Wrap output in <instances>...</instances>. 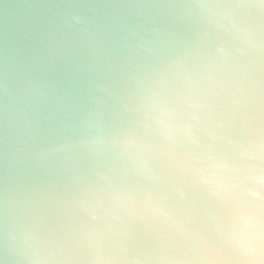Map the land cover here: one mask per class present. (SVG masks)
<instances>
[{
  "label": "water",
  "instance_id": "1",
  "mask_svg": "<svg viewBox=\"0 0 264 264\" xmlns=\"http://www.w3.org/2000/svg\"><path fill=\"white\" fill-rule=\"evenodd\" d=\"M264 0H0V264H264Z\"/></svg>",
  "mask_w": 264,
  "mask_h": 264
},
{
  "label": "clouds",
  "instance_id": "2",
  "mask_svg": "<svg viewBox=\"0 0 264 264\" xmlns=\"http://www.w3.org/2000/svg\"><path fill=\"white\" fill-rule=\"evenodd\" d=\"M209 187L227 193L237 202L251 198L252 207L264 208V148L260 152L259 166L254 165L238 176L213 174Z\"/></svg>",
  "mask_w": 264,
  "mask_h": 264
}]
</instances>
